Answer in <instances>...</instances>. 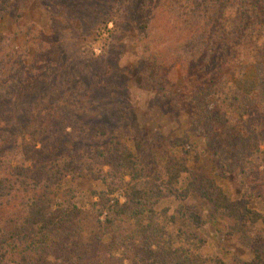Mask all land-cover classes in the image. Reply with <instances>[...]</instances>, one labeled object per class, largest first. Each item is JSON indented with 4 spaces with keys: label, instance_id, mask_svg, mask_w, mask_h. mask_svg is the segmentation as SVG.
Returning a JSON list of instances; mask_svg holds the SVG:
<instances>
[{
    "label": "trees",
    "instance_id": "obj_1",
    "mask_svg": "<svg viewBox=\"0 0 264 264\" xmlns=\"http://www.w3.org/2000/svg\"><path fill=\"white\" fill-rule=\"evenodd\" d=\"M31 1L52 21L64 13L77 24L93 16L95 23L102 14L101 0H0V28L6 18L19 26ZM104 1L125 5L124 23L138 34L139 65L160 105L187 116L190 136L211 153L214 174L189 167L191 151L196 163L201 155L188 137L173 142L182 155L167 156L162 166L143 137L132 149L107 128L72 121L75 72L62 89L48 90L54 84L57 90L51 78L57 46L45 52L41 44L33 55L13 51L0 30V264H228L203 257L201 231L209 222L222 223L226 236H238L253 253L251 261L229 264H264V212L251 208L254 201L264 208V0ZM74 5L84 12L75 14ZM158 9L176 36L155 38ZM109 16L97 22L98 41L120 28ZM177 66L180 88L171 79ZM247 81L250 93L238 87ZM35 88L29 106L20 105L19 97ZM83 174L106 189L93 194L96 202L64 189ZM184 175L190 179L181 190ZM233 175L239 201L218 184ZM192 197L207 216L185 205ZM167 199L179 203L174 213L159 209Z\"/></svg>",
    "mask_w": 264,
    "mask_h": 264
},
{
    "label": "rangeland",
    "instance_id": "obj_2",
    "mask_svg": "<svg viewBox=\"0 0 264 264\" xmlns=\"http://www.w3.org/2000/svg\"><path fill=\"white\" fill-rule=\"evenodd\" d=\"M110 2L106 7H104L106 3L104 0L99 2L98 10L102 14L98 20L107 19L110 15L109 17H113L118 22L120 28L114 36L106 35L104 41L97 39L95 31L98 20H95V23L91 22L95 19L94 16L86 23L77 24L67 19L68 16L62 13L61 18H53L54 21H52L47 9L36 1L26 5L23 20L19 26H16L10 18H6L0 30L12 39L13 51L29 50L33 55L41 44L45 52L52 51L57 46L58 56L55 58V68L51 75L52 80L57 79V90L55 84L48 90L59 91L69 79V74L75 72L73 86L71 85L69 89L74 93L68 99L72 109L70 111L72 121H79L88 130H93L95 126L107 128L132 149L133 141L141 136L153 144L154 154L158 156L162 166L167 156L173 160L182 155V150L174 147L173 142L188 137L193 146L199 147L201 155V161L196 163L194 150H192L188 159L189 167L195 173H200L202 168V171L212 173L211 153L200 141L190 136L187 116L185 114L174 116L164 112L154 86L140 67L141 52L138 34L124 23L127 14H125V5L116 1ZM74 7L75 14H78L81 7L77 5ZM84 10L85 8L81 9L82 12ZM89 11L92 12L91 9ZM155 22V38H158L159 34L167 37L176 36L177 28H173L172 22L166 17H161L159 9ZM86 25L89 27L88 31L85 30ZM112 28L113 25H110L109 29ZM59 66L60 69L57 71ZM46 72V70L43 71L41 79L47 85L50 76H46ZM171 79L176 82L178 88L182 86V72L179 66L176 67ZM238 87L246 93H250L253 88L251 81L239 83ZM29 91L31 92V89ZM35 91L36 88L29 96L19 97L18 103L28 107L29 98ZM44 100L47 99L44 98ZM88 145H91L90 141L87 142ZM213 174L214 172L211 175ZM182 178L181 190L187 185L190 177L184 175ZM218 184L234 200L241 199L242 189L236 175L225 180H218ZM68 188L75 189L84 200L95 202L97 199L93 198V194L106 190L102 183L94 182L85 174L75 180H66L64 189ZM178 205L179 203L174 199H167L160 204L159 209L168 208L171 213H174ZM185 205L190 208L198 207L202 209L203 215L207 216L205 205L195 197L186 201ZM251 208L264 212L259 201H254ZM83 210L90 211V207L85 205ZM259 227L264 229V226ZM201 233L206 239L202 251L204 258H219L229 264L235 259L251 261L254 257L252 251L243 246L238 236L225 235L222 223L209 222Z\"/></svg>",
    "mask_w": 264,
    "mask_h": 264
}]
</instances>
